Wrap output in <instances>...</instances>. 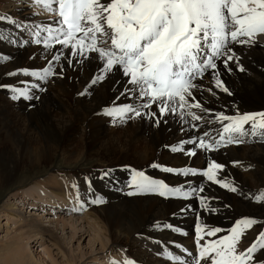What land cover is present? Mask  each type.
Here are the masks:
<instances>
[{"label":"bare ground","instance_id":"bare-ground-1","mask_svg":"<svg viewBox=\"0 0 264 264\" xmlns=\"http://www.w3.org/2000/svg\"><path fill=\"white\" fill-rule=\"evenodd\" d=\"M24 1L32 5L31 9L26 5L22 6ZM37 8L41 6L36 5L34 0H0V17L7 18L0 20V32L14 41L0 44V56L8 58L0 66V85L7 86L0 88V187L13 182L19 171L50 165L57 155L68 158L79 153L83 157L95 156L100 161H108L107 168H95L90 170V175L87 174L93 182L90 201L100 196L105 203H90V210L92 207L93 209L85 216V219L89 217L92 221L88 230L82 225L78 227L76 221L70 225L73 227H70L71 240L81 242L90 233V237H94L95 244L100 247L99 253L110 254L104 264H125L129 260L134 264H166L163 259H153L151 253H158L165 259H168L167 253H172L186 264H194L198 257L195 245L197 224L204 225L205 229H221L216 237H209L211 240L226 235L229 232L227 229L243 218H255L258 220L257 224H261L264 204L255 202L254 196L264 192V142L248 136L242 138V143H233L207 152L197 145L184 142L198 141V138L211 142L205 132L218 138L217 131L222 125L216 120V116L220 113L235 115L237 109L240 113L264 111V35L257 37L258 43L255 46L232 45V50L239 57L238 64L230 61L228 67H225L222 60L217 61L219 79L232 95L215 87V79L210 71L202 80H196L201 87L193 89L195 100L190 98V102H200L206 111L196 108H189L187 111L201 116V120L194 121L185 116V123L179 115L166 114L160 118L159 126H156L148 115L150 110L141 109L144 113L142 117L114 123L104 115L105 109L143 103L134 94L124 95L126 89L132 87L127 83L128 77L121 71L104 73L96 53L86 52L87 58L71 56L70 48H63L55 42H52L51 48H45L41 43L37 52H26L23 49L22 31L35 32L36 26L55 27L53 22L58 19L53 14L44 19L36 13ZM34 14L35 18L32 16ZM9 20L15 23H10ZM43 35L47 33H42ZM56 56H60V59L56 60ZM50 65L54 75L52 80L46 78L44 81L23 74L24 70L42 74ZM240 68L244 70L240 71ZM98 75H104L105 79L92 84ZM33 84L43 89L31 90L30 94L39 99H12L13 93L9 91V87L22 88ZM6 99H11L12 104L8 102L9 106L2 105ZM152 111H158L155 104ZM122 126L125 127L124 130ZM76 134H80L78 141L74 138ZM181 143H184L185 152L171 151L172 147ZM187 151H194L196 155L188 156L185 154ZM208 161H215L223 166L216 173L217 179L235 187L236 192L221 187L219 183L206 181L200 175L164 173L150 167L152 163H157L174 169L206 170ZM129 164L137 165L138 168H132L143 170L152 178L164 180L170 186L183 187L185 190L189 186L191 189L202 187L204 191L199 195L193 193L188 199H165L156 194L129 196L127 193L134 191L127 187L132 177ZM105 170H109L110 175L104 179L102 176ZM57 178L52 175L38 187L29 189L24 200L32 199L33 203H28L27 207L23 205L22 210L16 208L18 205L15 203L4 205L0 212L7 213V218L18 226L19 234L6 246L9 247L8 252L15 253L20 264H24L26 260L37 264L54 261L53 254L44 250L41 251L44 252L42 258L36 260L30 253L29 244L43 241L45 236L55 241L59 231V222L50 220L48 225H44L46 222L40 219V214L34 213L26 217L23 212L25 209L36 207L37 203V207L39 204L50 205L59 211L65 209L75 214L77 212L72 209L79 207V202L82 203L85 195L88 197V187L83 182L76 184L79 181L77 178L72 176L70 182L59 181ZM250 178L257 182L254 186L259 189L252 188ZM44 183L46 184L43 185ZM122 183L124 186L121 190ZM42 185L48 190H44ZM71 185L79 188V194ZM201 199H204L207 207L200 203ZM83 210L84 207L80 211ZM27 213L25 210V214ZM29 213L32 214V211ZM166 225L179 231L171 230L169 233L168 229L171 228L165 227ZM256 226L245 230L242 241L246 243V248L255 240ZM122 246L140 248L137 258L143 262L136 263L133 257L116 258L118 256L111 255L112 251ZM145 247H149L152 252L145 251ZM2 250H6V247ZM189 253L193 254V258ZM256 255L260 256L261 253ZM65 257L68 264H74L71 252L65 254ZM92 259L91 257L90 261Z\"/></svg>","mask_w":264,"mask_h":264},{"label":"snow or ice","instance_id":"snow-or-ice-1","mask_svg":"<svg viewBox=\"0 0 264 264\" xmlns=\"http://www.w3.org/2000/svg\"><path fill=\"white\" fill-rule=\"evenodd\" d=\"M50 14L58 17L53 23L55 27L36 26L34 42L43 43L45 48H51L52 42L63 48H70L71 56H85V53H96L101 61L104 73L121 71L128 77L124 95L134 94L143 101L140 105H117L104 110V115L114 123H124L127 120L142 117L141 109H149V117L156 126L161 123V117L175 114L184 120L185 116L199 121L201 116L187 109L202 108L195 100L193 89L201 86L196 80H202L209 71L215 79V87L232 95L219 79L217 61L222 60L225 67L230 61L239 57L232 50V45L255 46L257 37L264 35V0H34ZM7 19L0 17V20ZM10 23H15L9 20ZM19 27V25H17ZM42 33H47L43 35ZM13 43L3 32H0V42ZM87 58V56H85ZM0 56V64L7 61ZM56 60L60 56L55 57ZM69 64L71 61L69 60ZM240 68V71H243ZM15 75V73H12ZM26 76H35L45 80L52 74L51 65L43 73L24 70ZM104 75H98L92 84L103 81ZM7 87L0 85V88ZM36 89L43 91L39 85H25L22 88L9 87L13 93L12 99L31 101L39 99L31 93ZM158 111H152L153 105ZM222 127L216 137L209 136L211 142L204 138L189 140L184 143L197 145L204 151L218 150L222 146L244 142V137H256L264 142V111L240 113L235 115L220 113L216 116ZM184 143L172 147V152H185ZM188 156H195L194 151H187ZM164 173H175L184 176H203L212 183L236 192L226 181L217 179V171L222 165L208 161L206 170L195 168L174 169L163 167L157 163L150 165ZM110 175L105 170L102 178ZM127 187L134 189L127 195L156 194L165 199H188L194 192L204 189L185 190L183 187L170 186L164 180L154 179L143 170H132V177ZM89 188L91 184L89 183ZM254 200L264 204V192L256 194ZM95 205L105 203L97 196L90 201ZM200 203L207 207L204 199ZM84 207L73 208L79 212ZM255 218H243L229 230V234L214 240H204V236L216 237L220 228H207L196 225L198 257L194 264H264V228H262L246 249L238 248L245 230L257 225ZM165 227L179 231L171 225ZM184 251H187L186 249ZM261 253L257 256V253ZM189 255H193L189 253ZM167 258L174 264H186L179 256L167 253ZM125 264H134L125 261Z\"/></svg>","mask_w":264,"mask_h":264},{"label":"rangeland","instance_id":"rangeland-1","mask_svg":"<svg viewBox=\"0 0 264 264\" xmlns=\"http://www.w3.org/2000/svg\"><path fill=\"white\" fill-rule=\"evenodd\" d=\"M23 5L24 6L26 5L28 9H31L32 7V5L28 4L26 1L22 2V6ZM39 9L37 8L38 11L36 10L35 11L36 13L38 12L37 14H40V16L43 17L44 19L49 17V15H52L49 12H47L45 9H43L42 6ZM11 11H13V9H11ZM12 16L13 18L16 17L14 13L12 14ZM32 16L35 18L36 14ZM22 33H23L22 38L24 39L23 49L25 48L24 50L25 51L27 50L26 52H29V53L30 51L37 52L39 48H41L42 44H39L36 46V44L34 43V40L32 42V37L34 39V32L32 31L23 32L22 31ZM18 38H20L19 35H18ZM34 46H35V49H33ZM29 48H31V50ZM3 65L4 63L0 64V66H3ZM53 77L54 75L52 74L50 75V78L49 76L47 78L52 80ZM8 102L12 104L11 99H6V102H4V104L2 105L9 106ZM124 128L125 127L122 126L123 130ZM74 138L76 139V141H78L80 138V134L74 135ZM107 166H108V161L106 160L100 161L98 157H95V156L94 157L93 156L83 157V156H80L79 153H76L75 156H72V157L70 156L68 158H65V155H57L50 165H43L41 168L36 167L35 170L26 169L28 171H19L16 174L15 180L13 181L14 183L11 181L8 185L0 187V212L4 205H10V204L17 203L18 206H16V208H18L19 210H22L23 205L27 207L28 203L32 204L33 203L32 199L24 200L27 196L26 192L31 188L38 187V185L41 182H44L45 180L50 179L52 175L57 176L58 177L57 179L59 181L68 180L69 182H70V178L73 176L79 180L77 181L76 184H80V182H83L84 186L88 187V190H89V194L87 193L88 197H86L85 195L83 197L84 202L83 201L82 203L79 202L80 204H84V210L86 212L83 210L84 212L80 211L74 214V213L68 212V210L66 211L65 209H62L59 211L55 208H52L50 205H47L49 206L47 207V206H43L39 204V207H37L38 206L37 203H35L36 207H28L27 209H25L28 211L27 214H25V210L23 211L26 217H29L30 215H33L34 213L40 214V216H42V218L40 217V219L43 222H46L44 223V225H48L49 224L48 221L50 220L59 222L57 223L59 225L58 226L59 231H58V235H56L55 241L53 239L50 240L49 237L45 236L43 238V241L40 240L38 243L36 242V243L29 244L30 253L35 256L36 260H39V258H42L44 252H41V251L44 250L45 252L48 251L53 254L51 255L53 256L54 261H50L49 264H68L66 261L65 254L67 253L69 254L70 252L73 255L74 264H101V263L104 264L106 263L107 261L106 258L110 256V254L105 253L102 255L101 253H99L100 247L97 246V244H95L94 237L92 236L90 237V233H87V237L85 236L84 240H82L81 242L79 240L78 241H73V239L71 240L72 231L70 229L73 227H71L70 225H72L76 221L78 227L82 225L85 227L86 230H88L87 228H89V224L92 221H90L89 217H86L85 219V216L87 213H90V211L93 209L92 207V209L90 210L91 207H90V188H89V183L92 185L93 182L92 180L91 181L89 180L90 177L88 178L87 174L90 175V170L92 169H95V168L104 169V168H107ZM128 166L131 167L130 172L132 170H135L134 168L136 167L138 168L137 165L129 164ZM132 166L134 168H132ZM202 170L203 169L200 168L198 169V172ZM204 179L208 181L206 177H204ZM251 179L252 178H250V183H251L252 188L259 189V187L254 186L257 182ZM59 181H56V182L58 183ZM45 184L46 183H44L43 185ZM43 185L42 187L44 188V190L45 189L48 190V188ZM121 185H122L121 186V190H122L124 183H122ZM72 189H74L79 194V188H74L72 186ZM190 189L191 187L189 186L187 190H190ZM241 189L245 190L243 188ZM194 193H197V195L200 194V192H194ZM31 211H32V214L29 213ZM7 216H8L7 213H4V214L0 213V264H20L18 262V259L15 253L8 252L9 247L6 246L10 244V242L12 241L15 235L19 234L18 226L14 223L13 220H9ZM69 219H73V221ZM64 223H68V224H64ZM234 226L235 224L229 227L227 231L230 230ZM262 228H264V218L261 224H257L254 230L258 233ZM63 229H65L64 232H62ZM168 232L171 233V229H168ZM227 234H229V232ZM205 240H211V239L205 235L204 240H201V242L203 241L202 244L204 243ZM23 242L25 243L26 240L24 239ZM241 242L239 243L238 248L240 250L246 249L245 247L246 243H244L242 239H241ZM195 245L197 246V243H195ZM4 247H6V250H2V248ZM125 248L126 247H123V246L121 248L118 247L115 249V251H112L111 255L115 257L118 256L116 258H119V257L121 258L122 256H123L122 258L124 257L132 258L133 257L136 263L143 262V261H139L137 258V255L141 252L140 248L139 249L138 248H126L125 249ZM144 250L148 252H152L149 249V247H145ZM90 255L93 258L91 261H90V258H91ZM151 255L153 256V259H159V260L163 259L162 261L165 262L166 264L168 263L174 264L172 260L162 258V256L159 255L158 253H151ZM192 258H193V255H192ZM81 259H83L82 263L80 262ZM31 263L37 264L29 260H26L24 262V264H31Z\"/></svg>","mask_w":264,"mask_h":264}]
</instances>
